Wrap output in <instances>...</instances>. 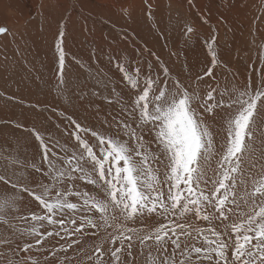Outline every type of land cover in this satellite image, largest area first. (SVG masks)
I'll return each instance as SVG.
<instances>
[{"label":"snow or ice","instance_id":"obj_1","mask_svg":"<svg viewBox=\"0 0 264 264\" xmlns=\"http://www.w3.org/2000/svg\"><path fill=\"white\" fill-rule=\"evenodd\" d=\"M6 31L0 27V34ZM63 37L61 30L55 42L61 85ZM208 52L211 66L197 82L213 76L211 43ZM117 67L130 95L112 88L103 99L121 105L122 116L105 118L102 129L69 118L74 146H50L32 129L40 162L7 158L21 171L0 174V225L8 230L0 235V264H41L33 252L61 233L77 239L49 250L50 256L64 252L58 264H72L68 249L80 246L90 229L98 239L80 251L91 264H138L140 257L144 264H264V76L255 87L251 81L223 91L208 85L201 93L179 79L170 85L166 67L163 79L142 75L139 66ZM217 117L222 140L208 122ZM29 168L41 180L27 174ZM23 194L40 212L11 215L20 212ZM149 217L159 219L145 224Z\"/></svg>","mask_w":264,"mask_h":264},{"label":"rangeland","instance_id":"obj_2","mask_svg":"<svg viewBox=\"0 0 264 264\" xmlns=\"http://www.w3.org/2000/svg\"><path fill=\"white\" fill-rule=\"evenodd\" d=\"M104 1L88 0L91 4L88 7L92 8L82 3L81 7H77L82 10L77 13L68 5L70 2L62 10L39 7L30 17H23L24 30L20 32L17 31L19 27L11 31L10 24L0 23V27L9 30L0 35V174L12 176L14 171L17 175L21 171L18 165H12L7 158L18 157L29 163L40 162L42 150L32 129H36L50 146L56 141L61 146H74L76 142L69 135L74 126L69 118L85 126L102 129L105 118L111 120L112 115L122 116L121 105L108 104L103 99L104 96L113 95L112 88L117 93L122 92L125 97L130 95L129 86L118 70V62L130 71L139 66L142 75H159L162 79L166 67L170 85L179 79L190 90L199 88L201 93L207 90L208 85L223 91L251 81L255 87L264 76V0H238L239 6L235 11L239 13L242 9L245 15L240 17L238 14L242 28L236 22L238 27L234 26L235 30L233 27L222 28L218 24L223 20L224 26H227V21L221 19L216 9L218 5H228L229 0L224 4L214 2V7L211 2L210 17L206 14L208 21L206 17L200 18L196 0H190L193 8H196L195 12H191L192 15H188L187 10L181 6L183 0H177V5L173 6L165 0H131L127 6H124L126 1ZM188 27L194 28L192 34L187 32ZM61 30L64 32L62 47L65 51L62 85L59 84L58 53L55 50V42ZM209 43L216 52L217 63L213 67L212 78L206 77L197 82L196 77L203 75L204 70L211 66ZM208 122L211 130L218 133L216 139L222 140V118L217 117L215 121L209 118ZM54 150L60 151L59 148ZM26 171L41 180L40 173L30 168ZM43 182L48 181L44 179ZM91 188L88 186L89 190ZM4 193L5 185L0 183V198ZM23 195V201L18 204L20 212L11 215L27 216L30 212H40L38 202L27 194ZM158 219L149 217L144 223L154 224ZM13 223L21 228L29 226L23 221L13 220ZM135 226L142 225L138 223ZM7 231L0 225V235ZM62 237L63 233L61 236L46 238L44 247L38 253L33 252L40 256L41 264H44L46 255L49 257L48 264H58L65 253L58 251L53 259L49 250L66 246L65 240L71 242L77 239L75 236ZM97 239L96 231L90 229L79 237L80 246L87 249ZM80 246L74 243L68 249V258L72 264H91L87 259V251L81 252ZM144 260V257H140L138 264H144Z\"/></svg>","mask_w":264,"mask_h":264},{"label":"bare ground","instance_id":"obj_3","mask_svg":"<svg viewBox=\"0 0 264 264\" xmlns=\"http://www.w3.org/2000/svg\"><path fill=\"white\" fill-rule=\"evenodd\" d=\"M78 2L76 3L75 2V0H0V23H7V25L8 24H10L12 27L10 28V30L11 31H13V29H15L16 27L18 28V32H20V31H23L24 30V27H23V25L24 24H22V21H23V17H25V16H28V17H30L31 16V14H33L34 12H35V10H37L39 7L42 9V8H44V7H48L49 9L51 8V9H57V8H59V10H62L63 8H64V6L65 5H67V3H69L68 5H70L75 11H74V13L76 12H80V10H82V8L81 9H78L79 7H81L80 6V4H85V5H87V7H88V4H90L89 2H88V0H77ZM100 1H102V0H100ZM117 1V0H116ZM124 1H126V3L124 2ZM130 1L131 0H121L120 2H124L125 4H124V6H127V5H129L130 4ZM158 1V0H157ZM170 6H173V4L174 5H177L175 2L177 1V0H165ZM178 1H180V0H178ZM193 1H195V0H193ZM197 1V3H198V6H199V10H197V11H199V16H200V18L201 19H204L205 17H206V21H208L207 20V15L210 17V13H211V2H212V5L214 4V2H221L222 4H224L227 0H196ZM105 3H107L106 2V0L104 1ZM103 2V3H104ZM159 2H160V0H159ZM208 3V8L205 6V3ZM238 0H229V2H228V5L226 4V5H223V6H220V5H218L216 8V12L220 15V17H221V19H225L227 22H225V24L227 25V26H224V22H223V20L222 21H220V22H218V24H219V26L220 27H222V28H234V26H236L235 25V23L237 22V23H239V26L241 27V25H240V17L241 16H243V15H245L244 13L245 12H243L242 11V9L239 11V13L238 12H236L235 10H236V7H238L239 5H238ZM94 3V2H93ZM101 3V2H100ZM115 3V2H114ZM112 4V5H114L115 6V4ZM181 3V6L183 7V8H185L186 10H187V12H188V15H192L191 14V12H195L194 10L196 9V8H193V6H192V4L190 3V0H183V3L182 2H180ZM206 3V4H207ZM102 4V3H101ZM109 5L108 6H110V3H108ZM118 4V3H117ZM120 4V3H119ZM123 4V3H122ZM216 4V3H215ZM91 5V4H90ZM167 5V4H166ZM217 5V4H216ZM247 5V4H246ZM254 5V4H253ZM93 7L95 6V5H92ZM105 6H107V5H104V7ZM117 6V5H116ZM119 6H122V5H119ZM124 6H122V7H124ZM215 5H213L212 7H214ZM67 7V6H66ZM78 7V8H77ZM83 7V6H82ZM89 7H91V6H89ZM88 7V8H89ZM244 7V6H243ZM242 7V8H243ZM248 7V6H247ZM254 7V6H253ZM71 8V9H72ZM92 8V7H91ZM126 8V7H125ZM129 8V7H128ZM152 8V7H151ZM108 9V8H107ZM106 9V10H107ZM115 9H117V8H115ZM185 9H184V11H185ZM93 10L94 9H92L91 11L93 12ZM95 10H97V7L95 6ZM108 10H110V9H108ZM120 10V9H119ZM150 10V9H149ZM210 10V11H209ZM215 10V9H214ZM249 10V9H248ZM25 11V12H24ZM72 11V10H71ZM99 11V10H98ZM113 11H115L114 10V8H113ZM122 11H123V9H122ZM85 12V11H84ZM101 12V11H100ZM164 12V11H163ZM209 12V13H208ZM88 13V12H87ZM105 13V12H104ZM107 13V12H106ZM105 13V14H106ZM118 13V12H117ZM120 13V12H119ZM124 12H122L120 15H122ZM111 14V13H110ZM134 14V13H133ZM186 14V13H185ZM207 14V15H206ZM238 14H240V17L238 18ZM73 15H75V14H73ZM127 15V13H125V16ZM140 15V14H139ZM161 15H163V14H161ZM170 15V14H169ZM194 15H195V13H194ZM80 16V15H79ZM125 16H123V17H125ZM168 16V15H167ZM185 16V15H184ZM103 17V16H102ZM107 17V16H106ZM120 17V16H119ZM122 17V16H121ZM127 17V16H126ZM166 17V16H165ZM168 17H170V16H168ZM193 17V16H192ZM197 17V16H196ZM129 18H130V16H129ZM143 18V17H142ZM141 18V19H142ZM158 18V17H157ZM199 18V19H200ZM250 18V17H249ZM117 19V18H116ZM135 19V18H134ZM190 19V18H189ZM24 20H25V18H24ZM118 20H119V18H118ZM195 20V19H194ZM224 20V21H225ZM124 21V20H123ZM133 21V20H132ZM135 21V20H134ZM210 21V20H209ZM243 21V20H242ZM140 21H138V23H139ZM204 22V21H203ZM21 23V24H20ZM91 23V22H90ZM158 23V22H157ZM162 23V22H161ZM164 23V22H163ZM191 23H193V22H191ZM233 23V24H232ZM204 24V23H203ZM2 25V24H1ZM196 25V24H195ZM205 25H207V24H205ZM210 25H212V24H210ZM9 26V25H8ZM83 27V26H82ZM196 27V26H195ZM238 26H236V28H237ZM240 27H239V29H240ZM138 28H140V27H138ZM232 28V29H233ZM242 28V27H241ZM245 28V27H244ZM7 29V28H6ZM194 29V28H193ZM231 29V30H232ZM8 30V29H7ZM146 30V29H145ZM234 30H235V28H234ZM234 30H233V32H234ZM246 30V29H245ZM245 30H243V32L245 31ZM250 30V29H249ZM11 31H10V33H11ZM133 31V30H132ZM239 31V30H238ZM237 30H236V32H238ZM241 32H242V30H240ZM251 31V30H250ZM9 32V30L8 31H6L5 33H8ZM252 32V31H251ZM255 32V31H254ZM253 32V33H254ZM5 33H3V35L5 34ZM9 33V34H10ZM16 33V32H15ZM136 33V32H135ZM246 33V32H245ZM252 33V34H253ZM257 33V32H256ZM192 34V33H191ZM223 34V33H222ZM7 35V34H6ZM20 35V34H19ZM235 35H237V33L236 34H234V37H235ZM239 35H241V34H239ZM246 35V34H245ZM243 36V35H242ZM238 37V36H237ZM259 37V36H258ZM261 38H263L262 37V35L260 36ZM259 37V38H260ZM194 38V37H193ZM241 38V37H240ZM239 38V39H240ZM257 38V37H256ZM232 39V38H231ZM235 39V38H234ZM258 39V38H257ZM28 40V39H27ZM236 40V39H235ZM258 40H260V39H258ZM231 41V40H230ZM88 42H91V41H88ZM231 42H235V41H231ZM202 48V47H201ZM173 57V56H172ZM174 62V61H173ZM171 63V62H170ZM175 63V62H174ZM232 75V74H231ZM246 76V75H245Z\"/></svg>","mask_w":264,"mask_h":264},{"label":"water","instance_id":"obj_4","mask_svg":"<svg viewBox=\"0 0 264 264\" xmlns=\"http://www.w3.org/2000/svg\"><path fill=\"white\" fill-rule=\"evenodd\" d=\"M0 35H3V34H0Z\"/></svg>","mask_w":264,"mask_h":264}]
</instances>
